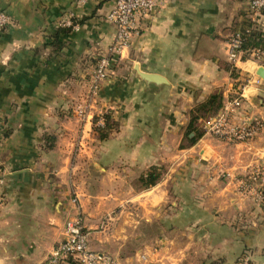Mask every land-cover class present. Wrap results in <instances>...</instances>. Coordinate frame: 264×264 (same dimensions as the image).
<instances>
[{
  "label": "crops",
  "instance_id": "obj_1",
  "mask_svg": "<svg viewBox=\"0 0 264 264\" xmlns=\"http://www.w3.org/2000/svg\"><path fill=\"white\" fill-rule=\"evenodd\" d=\"M113 5L0 0L12 18L0 32V264H43L62 239L75 189L90 248L120 264H233L245 251L264 264L259 182H243L264 160V54L236 66L229 59L250 0H161L116 54ZM61 27L69 31L58 47ZM113 55L94 95L98 60ZM137 68L163 79L145 80ZM244 86L240 112L262 121L259 136L230 145L204 133L192 143V112L213 95L223 106ZM103 111L119 129L99 143L94 118ZM152 165L167 172L136 189L133 178ZM147 223L158 234H146Z\"/></svg>",
  "mask_w": 264,
  "mask_h": 264
},
{
  "label": "built area",
  "instance_id": "obj_2",
  "mask_svg": "<svg viewBox=\"0 0 264 264\" xmlns=\"http://www.w3.org/2000/svg\"><path fill=\"white\" fill-rule=\"evenodd\" d=\"M160 3L161 0H114V5L107 15V19L116 25L113 54L120 53L130 45L133 34L139 28V20L155 13ZM249 10L251 19L259 26H264V0H250ZM11 23V16L6 11H0V32ZM242 43V32L237 30L229 42V59L235 66L245 60L243 55L246 52L242 49ZM250 53L264 54V50L253 49L248 52ZM114 60V55L99 58L91 80V90L94 95L98 94L102 82L108 77ZM254 82L259 83L260 78ZM246 86L239 90L234 98L225 102L217 114L201 120L200 128L205 134H212L230 145L246 144L259 136L263 129L262 121L240 112L244 100L248 98ZM251 179L259 182L254 194L264 205V160L248 173L247 179L243 182L249 184L248 180ZM3 184L4 176L0 164V206L4 202ZM69 207L62 239L43 264H120L116 257L90 248L89 231L86 228L77 191L70 198ZM233 264H253L251 253L245 251Z\"/></svg>",
  "mask_w": 264,
  "mask_h": 264
},
{
  "label": "trees",
  "instance_id": "obj_3",
  "mask_svg": "<svg viewBox=\"0 0 264 264\" xmlns=\"http://www.w3.org/2000/svg\"><path fill=\"white\" fill-rule=\"evenodd\" d=\"M239 29L242 32V49L246 52V54L243 55V59H246L248 52L253 49L264 50V29L262 28V26H259L251 18H248L243 20L242 25ZM68 31V28L65 29L61 27L54 35V43L58 47L61 46L59 41L61 33H66ZM227 67L231 69L230 65H228ZM235 75L236 69H232V76ZM212 98L213 100L209 99L203 104V109H201V107H198L192 112L191 123L189 126L190 133L195 132V136L190 138V141L192 143L196 142L204 134L202 130L197 131L195 127L196 121L201 117H208L217 114L222 107V102L220 99L217 100V95H213ZM102 117L104 119L103 125L99 124V116H95L93 129L95 134L98 136V139L100 141H105L113 132L118 131L119 122L114 119L112 111H108ZM162 170V165H152L146 171H144L142 175H140V183L146 188H150L156 185L160 177L162 176Z\"/></svg>",
  "mask_w": 264,
  "mask_h": 264
},
{
  "label": "rangeland",
  "instance_id": "obj_4",
  "mask_svg": "<svg viewBox=\"0 0 264 264\" xmlns=\"http://www.w3.org/2000/svg\"><path fill=\"white\" fill-rule=\"evenodd\" d=\"M108 111H103V112H101L100 114H97L96 116H99V124H101V125H103V123H104V119H103V115L105 114V113H107ZM93 131H94V129H93ZM200 131V130H199ZM98 142L99 143H102L103 141H100L99 139H98ZM185 142H186V140H185ZM187 143V142H186ZM176 148L177 149H179L178 148V146H176ZM76 160H78V159H76ZM181 163H183V161L182 160H176V163H175V167H182V165L183 164H181ZM165 166L166 165H162V167H163V170H162V174H164L165 172H167V168H165ZM165 175V174H164ZM163 175V176H164ZM133 181H134V184H135V186H136V189H140V188H146V187H144L141 183H140V181H139V176L138 177H135V179L133 178ZM75 191H77V189H75V190H73L72 191V195L70 196V198L71 197H73L74 195H75ZM118 209V208H117ZM116 209V210H117ZM112 211V215H114V214H116L117 213V211ZM159 226V225H158ZM143 228L145 229V233L146 234H148L149 236L151 235V234H158V228H157V225L155 224V225H153L152 227L150 226V224L149 223H147V225L146 224H144L143 225ZM140 242L141 241H135V239H132V246L133 247H135L134 245H138V244H140ZM133 249V248H132Z\"/></svg>",
  "mask_w": 264,
  "mask_h": 264
},
{
  "label": "water",
  "instance_id": "obj_5",
  "mask_svg": "<svg viewBox=\"0 0 264 264\" xmlns=\"http://www.w3.org/2000/svg\"><path fill=\"white\" fill-rule=\"evenodd\" d=\"M138 69V68H137ZM139 75L144 78L145 80H150V81H161L163 79L162 76L154 73H147L144 71H141L138 69ZM258 74L264 78V67H260Z\"/></svg>",
  "mask_w": 264,
  "mask_h": 264
}]
</instances>
